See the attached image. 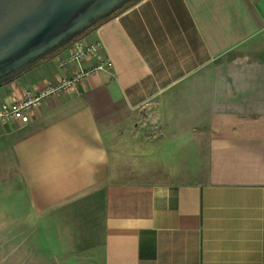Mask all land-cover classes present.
I'll use <instances>...</instances> for the list:
<instances>
[{
  "label": "crops",
  "instance_id": "obj_1",
  "mask_svg": "<svg viewBox=\"0 0 264 264\" xmlns=\"http://www.w3.org/2000/svg\"><path fill=\"white\" fill-rule=\"evenodd\" d=\"M80 41L112 73L0 125L2 235L50 246L5 264H264V0H141ZM67 58L0 107L93 65Z\"/></svg>",
  "mask_w": 264,
  "mask_h": 264
},
{
  "label": "water",
  "instance_id": "obj_2",
  "mask_svg": "<svg viewBox=\"0 0 264 264\" xmlns=\"http://www.w3.org/2000/svg\"><path fill=\"white\" fill-rule=\"evenodd\" d=\"M140 0H0V87Z\"/></svg>",
  "mask_w": 264,
  "mask_h": 264
},
{
  "label": "built area",
  "instance_id": "obj_3",
  "mask_svg": "<svg viewBox=\"0 0 264 264\" xmlns=\"http://www.w3.org/2000/svg\"><path fill=\"white\" fill-rule=\"evenodd\" d=\"M67 49V61L69 63L81 65L85 61L93 60V65L87 69L81 67L70 78L61 79L56 84L48 85L37 93L27 92L22 99L16 100L11 105L3 104L0 107V125L12 121L27 124L30 121L32 111L43 101L70 90L79 82L100 72L112 73L114 69L113 61L103 53L104 46L101 42L87 44L78 40Z\"/></svg>",
  "mask_w": 264,
  "mask_h": 264
},
{
  "label": "rangeland",
  "instance_id": "obj_4",
  "mask_svg": "<svg viewBox=\"0 0 264 264\" xmlns=\"http://www.w3.org/2000/svg\"><path fill=\"white\" fill-rule=\"evenodd\" d=\"M144 117L145 116H142L141 118H139L136 121L137 124H139V126L144 125L145 123L150 124L149 121L152 120L150 118V120L148 121L150 116L147 117L146 119ZM146 135H147V138L150 140H153L157 137L154 134H149V135L146 134ZM142 136L144 137L143 133H139V131L138 132L133 131L132 139H130V141L133 142L134 146L139 147V145L145 144V142H144L145 140H143ZM111 153H114V151L111 150ZM44 241L45 240L43 238L40 240L39 244L38 243H36V245L29 244L26 248H23V245L18 244L16 237H10V238H7V236L3 237L1 229H0V264H5L6 260H4V259L8 257L9 253H13V252H18V251H20V252H24V251L49 252L50 246L48 243H44ZM45 263H47V262L42 261V264H45Z\"/></svg>",
  "mask_w": 264,
  "mask_h": 264
},
{
  "label": "trees",
  "instance_id": "obj_5",
  "mask_svg": "<svg viewBox=\"0 0 264 264\" xmlns=\"http://www.w3.org/2000/svg\"><path fill=\"white\" fill-rule=\"evenodd\" d=\"M141 1V0H140ZM139 2V1H138ZM138 2H136V3H134V4H132L131 6H129L128 8H126V9H124V10H122L121 12H119L117 15H119V14H121L122 12H124L125 10H127V9H129L130 7H132L133 5H135V4H137ZM116 15V16H117Z\"/></svg>",
  "mask_w": 264,
  "mask_h": 264
}]
</instances>
